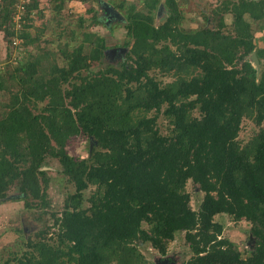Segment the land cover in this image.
Segmentation results:
<instances>
[{
	"label": "trees",
	"instance_id": "trees-1",
	"mask_svg": "<svg viewBox=\"0 0 264 264\" xmlns=\"http://www.w3.org/2000/svg\"><path fill=\"white\" fill-rule=\"evenodd\" d=\"M15 1L0 0V28L11 43L18 37L29 45L39 36L14 28ZM159 3L127 9L124 45L132 46L118 67L94 70L111 45L85 34L64 52L66 65L40 69L38 54L0 71V90L11 93L0 117V203L18 182L27 206H48L50 157L75 187L62 215L53 213L57 243L29 239L15 264H152L140 247L149 243L167 258L183 231L192 255L182 264H264V68L257 75L248 57L256 51L264 60L253 27L264 30V0H223L196 28L184 27L177 0ZM38 8L33 0L27 15ZM159 8L166 17L155 24ZM160 114L170 134L161 133ZM244 119L259 130L242 143ZM80 134L94 140L86 157L67 149ZM189 180L204 193L197 209ZM223 213L251 223L246 256L224 237L215 219Z\"/></svg>",
	"mask_w": 264,
	"mask_h": 264
},
{
	"label": "rangeland",
	"instance_id": "rangeland-1",
	"mask_svg": "<svg viewBox=\"0 0 264 264\" xmlns=\"http://www.w3.org/2000/svg\"><path fill=\"white\" fill-rule=\"evenodd\" d=\"M32 1L29 0L26 3L21 18H18L17 1H15L12 22L14 28L19 29V31L28 29L33 37L39 36V40L25 45L20 38L15 37L12 38L13 42L11 43L0 28V71L13 70L18 66L19 60L25 61L28 57L32 58L31 55L39 56L38 54L42 55L40 69H45L53 63H57L59 66L66 65L64 52L66 50L72 51L73 48L82 43L85 34L90 35L91 38L96 35L105 36L108 44L111 45L105 50L102 61L99 64H94L93 69L98 70L109 63L118 67L121 61L126 58L132 46V42L128 46L124 45L126 41L130 40L125 27L127 9L130 8L131 4H135L137 11L147 12L148 10V6H146L148 0H38L39 8L27 15V6ZM105 1L115 7L119 5L120 1H124V7H116L122 13L124 19L121 20L116 15L115 21L107 25L104 18V13L106 14ZM222 1L177 0L184 14L182 24L186 28L200 27L205 21L203 13L210 15L211 10L221 4ZM165 2L166 0H160L161 7L165 5ZM153 13L155 24L161 23L166 17L165 13H163V16L161 15L160 8L154 9ZM95 17L100 21L97 24L94 22ZM210 18L213 21L212 25H214L217 22L214 20L215 15H211ZM226 21L230 25L232 16L228 14ZM253 27L255 43L259 47H264V30H260L259 25L256 23L253 24ZM108 49L114 50L108 51ZM251 54L248 56L249 58ZM259 62L261 71L264 68V60L263 62L259 60ZM252 64L255 66V63ZM157 77L166 82L173 79L172 75L163 73L157 74ZM12 90H17V87ZM10 97L11 93L9 91L0 90V117L6 109L5 104L11 100ZM43 104L44 102L41 103V105ZM36 111H39V108ZM194 114L200 115L199 110H196ZM158 127L161 133L165 135L171 133L172 125L163 114H160L158 118ZM257 130L259 128L255 122L244 119L238 139L245 143ZM90 148L91 139L83 134L72 138L67 145L69 153L76 157L88 156ZM43 169L50 179L47 189L48 206L45 208L27 206L18 182L7 189V196L0 203V264H15V257L20 256L29 249V239L37 240L42 237L44 241L57 243L56 236L59 229L58 226H55L56 216L53 213H56L58 217L62 215L65 200L68 196H71L70 193L75 192V187L62 173L61 165L56 158H48ZM94 189L95 187L91 186L84 191L85 206L90 204L89 199ZM186 189L191 193L192 207L197 209L204 193L191 180L188 181ZM215 219L224 224V237L234 241L246 256L249 252V244L254 239L250 233L251 223L246 219L235 221L231 215L224 213L216 215ZM143 226L148 228L146 223ZM140 249L152 264H155L157 259L158 261L166 259V256L162 255L149 243L142 245ZM166 255L177 259L172 264H182L192 255L185 241L184 231L178 233L175 239L170 241Z\"/></svg>",
	"mask_w": 264,
	"mask_h": 264
},
{
	"label": "water",
	"instance_id": "water-1",
	"mask_svg": "<svg viewBox=\"0 0 264 264\" xmlns=\"http://www.w3.org/2000/svg\"><path fill=\"white\" fill-rule=\"evenodd\" d=\"M104 7H105V11H106V14H110V12L112 14H115L119 17V19H124V16L122 15V13L117 10V8L115 6H113L112 4H110L109 2H104ZM114 49H108V51H113ZM252 63H255V68L257 69V75L260 74V62H259V59H258V56L256 54V51H253V53L251 54L250 58ZM93 143H94V140L93 138H91V147L93 146ZM252 237V236H251ZM155 264H171L170 263V260H169V257H167L166 259L162 260V261H158V259L155 261Z\"/></svg>",
	"mask_w": 264,
	"mask_h": 264
},
{
	"label": "built area",
	"instance_id": "built-area-1",
	"mask_svg": "<svg viewBox=\"0 0 264 264\" xmlns=\"http://www.w3.org/2000/svg\"><path fill=\"white\" fill-rule=\"evenodd\" d=\"M17 1V10H18V18H21L22 12L25 10V5L29 0H16Z\"/></svg>",
	"mask_w": 264,
	"mask_h": 264
},
{
	"label": "flooded vegetation",
	"instance_id": "flooded-vegetation-1",
	"mask_svg": "<svg viewBox=\"0 0 264 264\" xmlns=\"http://www.w3.org/2000/svg\"><path fill=\"white\" fill-rule=\"evenodd\" d=\"M109 16H111L110 18H109ZM109 16H107L105 13H104V18H105V23L108 25V24H110V22H113V21H115V14H112L111 12H110V14H109ZM171 258H172V260H170V263L172 264L173 262H176V261H174V260H176V258H174L173 256H170Z\"/></svg>",
	"mask_w": 264,
	"mask_h": 264
},
{
	"label": "bare ground",
	"instance_id": "bare-ground-1",
	"mask_svg": "<svg viewBox=\"0 0 264 264\" xmlns=\"http://www.w3.org/2000/svg\"><path fill=\"white\" fill-rule=\"evenodd\" d=\"M14 29V28H13Z\"/></svg>",
	"mask_w": 264,
	"mask_h": 264
}]
</instances>
